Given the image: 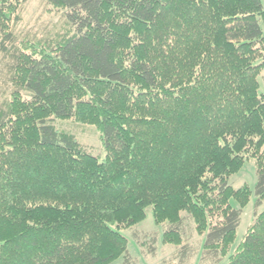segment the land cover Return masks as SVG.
I'll return each instance as SVG.
<instances>
[{
  "label": "trees",
  "instance_id": "16d2710c",
  "mask_svg": "<svg viewBox=\"0 0 264 264\" xmlns=\"http://www.w3.org/2000/svg\"><path fill=\"white\" fill-rule=\"evenodd\" d=\"M27 1L0 0V264H131L122 229L149 208L183 260L197 232L221 262L264 204L262 0H46L62 21L33 41ZM226 264H264V210Z\"/></svg>",
  "mask_w": 264,
  "mask_h": 264
},
{
  "label": "rangeland",
  "instance_id": "374dc122",
  "mask_svg": "<svg viewBox=\"0 0 264 264\" xmlns=\"http://www.w3.org/2000/svg\"><path fill=\"white\" fill-rule=\"evenodd\" d=\"M264 5V0H262ZM62 10H59L48 4L46 0H28L21 13L20 21L11 23L18 31L19 39L21 40H35L34 37H42L47 31L53 30L60 25L62 21ZM264 32V21L261 23ZM260 92H264V70L260 77ZM66 125V122L62 123ZM78 139L87 146L89 151L100 160L105 159V150L103 148V141L101 134L96 127L85 126L80 127L76 131ZM257 182L255 160L250 158L245 163L242 169L236 173L230 183L234 188L242 187L248 184L254 191ZM232 204L240 208V205L232 200ZM264 210V204L256 208V196L252 194L250 201L243 207L241 223L238 228L237 236L230 250L224 256L221 262L214 263L213 261L203 260V243L205 235H200L194 232L193 237L189 241L194 249V254L188 261L183 260L180 248L182 245L188 243L185 238L181 246L174 243L164 242L165 224L156 223L152 209L147 210L146 218L130 228L122 229V233L127 237L129 242V251L131 254V264H226L230 260V256L235 252L238 244L243 240L248 229L253 225L257 213ZM152 237H156L153 242ZM149 240L151 241L149 244ZM148 242L146 246L142 244ZM151 244L156 245L154 252L151 251ZM112 264H125L123 257L118 258Z\"/></svg>",
  "mask_w": 264,
  "mask_h": 264
}]
</instances>
